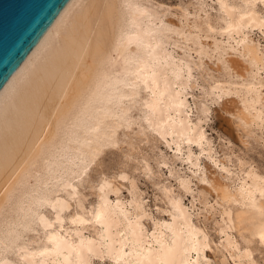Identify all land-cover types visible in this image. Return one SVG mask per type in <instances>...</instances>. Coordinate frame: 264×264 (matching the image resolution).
<instances>
[{
  "label": "bare ground",
  "instance_id": "6f19581e",
  "mask_svg": "<svg viewBox=\"0 0 264 264\" xmlns=\"http://www.w3.org/2000/svg\"><path fill=\"white\" fill-rule=\"evenodd\" d=\"M216 2L236 51L264 67L246 33L264 32L259 8L264 0ZM161 6L151 0H70L1 89L0 264H93L95 257H108L111 264H215L205 254L193 212L165 184L159 189L168 216L154 219L151 228L139 220L141 198L112 201L98 195L91 213L76 201L74 211L63 213L67 194L81 182L83 163L116 143L119 128L135 122L143 133L150 129L177 150L186 144L194 166L200 156L191 154L194 144L221 161L212 154L204 119L188 111L181 88L196 85L189 78L196 64L169 49L165 31L174 28L167 22L159 26L164 23ZM261 87L263 82L249 89L252 105L264 106ZM202 107L208 111L206 104ZM243 118L252 120L248 114ZM166 159L162 155L164 164ZM142 163L150 174L147 158ZM248 177H238L234 190L219 184V196L249 200L248 207L234 210L235 228L264 242V199L259 197L264 181ZM48 207L56 213L49 210L46 217ZM227 229L225 224L226 244L232 241ZM230 249L236 264H250L247 249Z\"/></svg>",
  "mask_w": 264,
  "mask_h": 264
},
{
  "label": "rangeland",
  "instance_id": "374dc122",
  "mask_svg": "<svg viewBox=\"0 0 264 264\" xmlns=\"http://www.w3.org/2000/svg\"><path fill=\"white\" fill-rule=\"evenodd\" d=\"M151 2L162 5L160 9L164 13V23L159 26L167 22L174 28L165 31L170 42L169 49L175 55L195 62L197 66L189 75L190 84L196 85L192 88L183 87L181 91L190 103L188 111L192 109L193 118L199 116L204 119L203 127L211 142L212 154L216 159H221L228 169L221 165V161L216 163L209 158L207 152H202L197 144L192 146L191 154L200 155L199 166L192 165L186 156V144L182 145V151L177 150L176 144L171 143L169 146L156 132L144 129L143 133L139 128L140 123L135 122L130 128H119L116 143L104 145L83 163L85 170L81 182L70 187L75 192L71 197L67 194L63 213L74 211L76 202L83 211L91 213L98 195L112 201L121 199L128 202L139 198L143 203L139 220L151 228L154 219L162 221L168 216L167 204L159 189L165 184L175 194L182 196L193 212L196 229L205 243V254L216 260L215 264H236L230 247L247 249L249 256L246 263L264 264V242L239 234L233 222L234 210L248 207L249 200L241 201L239 196L223 200L219 196L221 185L234 190L240 182L238 177L249 179L248 175H253L264 181V106L258 103L252 105L255 99H252L254 92L251 93L252 86L255 91L262 82L264 84V67L257 63L254 65L252 60L236 51L235 41L224 29L222 11L216 0ZM259 8L264 11L262 4ZM247 30L248 38L252 39L256 49L259 48L257 52L263 56L264 62V32L259 28ZM232 60L239 63V70L232 65ZM261 90L264 93V87ZM204 104L208 111L203 113ZM134 109L135 117L140 119V111L137 109L136 112V107ZM245 114L252 120L244 119ZM162 155L167 158V164L161 161ZM143 156L152 168L150 174L142 165ZM183 179L185 182L180 183ZM259 197L264 199V188ZM44 210L47 217L49 210L53 209L48 207ZM52 212L56 213L55 210ZM225 224L231 244L225 243ZM86 233L89 231L86 230ZM111 262L108 257H95L93 260V264Z\"/></svg>",
  "mask_w": 264,
  "mask_h": 264
},
{
  "label": "water",
  "instance_id": "95a60500",
  "mask_svg": "<svg viewBox=\"0 0 264 264\" xmlns=\"http://www.w3.org/2000/svg\"><path fill=\"white\" fill-rule=\"evenodd\" d=\"M70 0H0V91Z\"/></svg>",
  "mask_w": 264,
  "mask_h": 264
}]
</instances>
